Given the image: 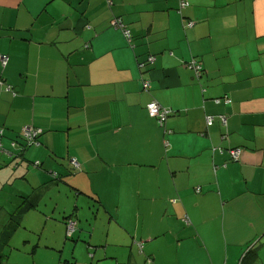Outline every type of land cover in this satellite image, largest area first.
Segmentation results:
<instances>
[{"label": "crops", "instance_id": "crops-1", "mask_svg": "<svg viewBox=\"0 0 264 264\" xmlns=\"http://www.w3.org/2000/svg\"><path fill=\"white\" fill-rule=\"evenodd\" d=\"M186 1L0 0V144L42 131L40 168L0 151V264L17 231V264H264V0ZM48 170L111 233L67 241L57 201L27 227Z\"/></svg>", "mask_w": 264, "mask_h": 264}, {"label": "rangeland", "instance_id": "rangeland-1", "mask_svg": "<svg viewBox=\"0 0 264 264\" xmlns=\"http://www.w3.org/2000/svg\"><path fill=\"white\" fill-rule=\"evenodd\" d=\"M38 138H39V136H38ZM37 141H38V139H37ZM17 142L22 145L20 147L18 154L14 158V160H17L16 163H19V162L25 160V159H23V157H24V154L26 153V151H28L31 147L35 146V144H37L38 142L35 144H32V143L31 144H24V142L20 139V137H19V140ZM10 145L14 150H17L16 145H12V143ZM70 158H69V160H70ZM36 162H39V161H37V160H33L30 162H28V160L24 161V163H26L27 165H31L35 168H40L41 163L39 162V165H35ZM47 172H48L50 178L54 177L53 172H55V171L48 170ZM57 176H58V174H57ZM54 180H56V181L51 182V183L49 182V184L47 185V187H53V188L49 189V191H47L45 189H41V188L38 189V191L41 192V198L39 201V206H38L36 212L28 213V217H30V220L26 221L27 224H25V225L27 227H32V228L33 227H40L41 224H43V222H44L43 216L40 215L41 214L40 210L43 209L44 212H49V213L51 212V209H49V207H45L43 204L44 203L52 204V203H54L53 201H57L59 203L58 207H60L62 211L64 209V211L66 213V214H63V212H62V214L58 213L59 216L58 215L56 216V218H58L57 219L58 223L60 224V222H62V224L66 228L65 224H66V220H67V217L69 214L71 215L72 220L75 221V228H74L75 230L73 233H71L72 236L71 235L70 236L65 235V238L67 239V241L72 242V240L76 239V237H79V238H77L78 240H82V241H83V239L87 240L88 237L90 236V234H89L90 231H92V238L94 241L101 240L108 233V231L111 233V231L109 230L110 228L108 226H106V221H105V218H107L106 215H104L101 208H99V206L97 207L96 204H94L93 207L91 206L92 213H91V211L89 213L91 215L96 213L97 218L101 222L100 226L96 225V226H93L90 228H87L85 226V222H86L85 220L93 218V217L89 216L87 210L78 211V213H80L79 214L80 216H78L76 218L75 215H76L77 210H75V211L69 210V209H72L73 205H72V201L66 196V193L70 192V191H68V188L72 191L71 192L72 194H75L76 191L74 189L72 190V188L69 187V186H71L70 184L63 183V181H62L63 178L56 177V179H54ZM81 198L83 200V197H81ZM86 205L87 204H85V206ZM50 206H52V205H50ZM82 206H83V204H82ZM9 207H11V206L6 205L5 208H3V209L8 208V210H9ZM67 208H68V210H66ZM94 210H96V211L93 213ZM57 212L58 211H56L55 213H57ZM3 214H4L3 210H0V223L4 219ZM62 218H64V219H62ZM48 222H50V220H48ZM22 239L23 238L21 236V231H17L15 233V235L13 236V239L11 240L12 249L15 250L16 252H14L10 255V257L7 261V264H17V260L19 258L18 256H21L20 254L22 252V248H21Z\"/></svg>", "mask_w": 264, "mask_h": 264}, {"label": "built area", "instance_id": "built-area-1", "mask_svg": "<svg viewBox=\"0 0 264 264\" xmlns=\"http://www.w3.org/2000/svg\"><path fill=\"white\" fill-rule=\"evenodd\" d=\"M107 2H108V4H110L111 0H107ZM187 5H188V2L186 0H178V10L179 11L181 9L185 8ZM114 24H115V26H118V27L120 26L121 30L125 33L126 37L128 39H130L129 31L124 26H122L121 23H119L117 20H115ZM192 24H193V21L189 20L187 22V27H191ZM146 60L149 63H153L155 61V56L153 54H148ZM1 62L3 64H5L6 58L4 56H2ZM187 66L194 71L195 76H197V77L200 76L201 71H202V67L200 66L199 63H197L195 61H192L191 63H188ZM1 83L2 82L0 81V84ZM142 86H143L144 89L148 88V86H149L148 81L144 80ZM6 90L10 91L11 88L9 86H6ZM214 101L216 103L221 102V101H223L224 103H227V102H230V98L224 96L222 98H215ZM146 108H147L148 114L150 116L155 117L157 119L159 125H161V126L163 125V123L166 121L167 117L172 112L170 109L160 106L155 101L149 102L146 105ZM220 120L222 121V123H225L224 116H221ZM211 121H212V118L211 117H207V119H206L207 125L211 124ZM41 132L42 131L39 128H37V127H34L32 125H24L21 128L19 137L24 142V144H31V143L35 144V143H37L38 136L41 134ZM2 134H3V130L0 129V135H2ZM17 143H18L17 140L12 141V144H14V145H17ZM0 150L1 151L3 150L1 144H0ZM238 154H239V149L234 148V149L231 150V158L232 159L236 160L237 157H238ZM69 162H70V165L73 168H79V163L74 157H71ZM35 165H39V162H36ZM53 174H54L53 178L56 179V177H58L57 173L53 172ZM74 228H75V221H73L71 219H68L66 221V235L70 236L71 233L73 232Z\"/></svg>", "mask_w": 264, "mask_h": 264}, {"label": "water", "instance_id": "water-1", "mask_svg": "<svg viewBox=\"0 0 264 264\" xmlns=\"http://www.w3.org/2000/svg\"><path fill=\"white\" fill-rule=\"evenodd\" d=\"M199 77V76H198ZM14 145V144H12ZM22 145L17 143L16 148H17V152L14 151V149H10V148H6V147H2L3 150L1 151L3 154L7 155V156H12V158L14 159L16 157V155L18 154L20 147ZM17 166V164H15V167Z\"/></svg>", "mask_w": 264, "mask_h": 264}, {"label": "trees", "instance_id": "trees-1", "mask_svg": "<svg viewBox=\"0 0 264 264\" xmlns=\"http://www.w3.org/2000/svg\"><path fill=\"white\" fill-rule=\"evenodd\" d=\"M249 249H250V248H249ZM249 249H248V250H249ZM248 250L246 251V253H249V252H250V251L248 252ZM246 253H245V255H246ZM3 261H4V260H3V257H1V258H0V262H3Z\"/></svg>", "mask_w": 264, "mask_h": 264}]
</instances>
